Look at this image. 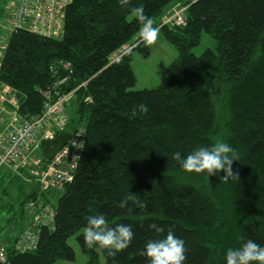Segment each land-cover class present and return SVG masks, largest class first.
<instances>
[{"label": "trees", "instance_id": "obj_1", "mask_svg": "<svg viewBox=\"0 0 264 264\" xmlns=\"http://www.w3.org/2000/svg\"><path fill=\"white\" fill-rule=\"evenodd\" d=\"M6 4L0 84L16 92L19 118L41 115L49 90L74 92L66 130L86 134L74 180L53 206V224L41 228L30 252L16 249L26 228L14 237L8 234L6 264L73 262L68 241L74 235L87 264H100V258L105 264H147L140 255L145 243L169 229L185 241L183 264H225L227 248L239 247L241 237L264 245V0H129L125 7L118 0H73L58 38L26 29L11 32ZM175 4L188 7L185 25H163ZM141 5L178 58L162 66L159 87L134 91L132 52L150 55L139 37L140 22L131 15ZM203 33L216 41V49L198 56L193 49ZM122 52L120 62L111 63ZM218 96L228 112L224 141L238 155L232 166L236 177L227 182L219 179L223 172L210 177L186 173L171 159L174 151L187 154L217 140ZM141 103L148 111L133 114ZM19 170L0 175L1 217L12 233L10 224L20 223L26 206L49 190L36 182L33 169ZM211 178L218 184L214 193L199 183ZM29 184H34L30 194ZM12 188L19 191L18 209ZM130 193L127 206L119 207ZM101 213L110 227L132 226L129 247L115 256L83 243L86 217ZM153 223L164 233L150 229Z\"/></svg>", "mask_w": 264, "mask_h": 264}, {"label": "built area", "instance_id": "obj_2", "mask_svg": "<svg viewBox=\"0 0 264 264\" xmlns=\"http://www.w3.org/2000/svg\"><path fill=\"white\" fill-rule=\"evenodd\" d=\"M73 0H10L6 6L10 31L26 29L33 34L46 37H60L64 31L65 10ZM173 17H166L163 25H185L186 7H181ZM6 44L0 42V59ZM131 49V48H130ZM129 49V50H130ZM125 52L114 55L111 63L120 62ZM66 66V65H65ZM1 68V61H0ZM68 69V68H66ZM54 74L57 73L53 70ZM64 81H61L63 83ZM74 92L61 93L47 91V103L41 115L21 120L16 92L9 86L0 84V107L12 110L7 128L0 133V171L3 168L33 169L37 182L44 189L64 188L74 180L79 160L85 148L84 129L71 133L68 143L57 153L53 160L46 162L34 157L33 152L41 148L42 142L56 139L69 123L68 104ZM26 210L33 214L31 225L20 236L16 249L30 252L36 248L41 228L51 226L54 210L50 203L32 201ZM8 263L5 247L0 242V264Z\"/></svg>", "mask_w": 264, "mask_h": 264}, {"label": "clouds", "instance_id": "obj_3", "mask_svg": "<svg viewBox=\"0 0 264 264\" xmlns=\"http://www.w3.org/2000/svg\"><path fill=\"white\" fill-rule=\"evenodd\" d=\"M118 3L125 7L129 0H118ZM131 15L140 22L139 37L144 44L150 46L156 43L160 29L155 25L153 18L144 14L143 6L132 8ZM137 109L145 113L148 111V107L143 103L133 107V114ZM171 159L186 173H204L210 177L223 172V175H219L221 182L236 177L232 166L234 161H238V155L233 146L224 140L217 139L210 145H199L187 154L174 151L171 153ZM130 198L131 193L119 201V207H126ZM86 221L83 228V243L86 248L107 249L109 254L115 256L127 249L133 239L134 233L130 224L119 223L110 227L102 213L89 215ZM149 227L157 234L164 233V229L158 224L153 223ZM240 239L242 243L239 247L227 248L225 264H264V245L251 238ZM140 255L147 258V264H183L185 241L169 229L166 234L149 239Z\"/></svg>", "mask_w": 264, "mask_h": 264}, {"label": "rangeland", "instance_id": "obj_4", "mask_svg": "<svg viewBox=\"0 0 264 264\" xmlns=\"http://www.w3.org/2000/svg\"><path fill=\"white\" fill-rule=\"evenodd\" d=\"M10 2V0H2L0 4V32L2 35H5L6 29L3 28L4 22V9L5 4ZM7 6V4H6ZM181 4H175L173 5L167 12L168 17H173L178 11L182 10ZM166 16V17H167ZM6 14V19L7 18ZM2 20V21H1ZM164 24V21H163ZM6 25V24H5ZM8 26V25H7ZM5 27V26H4ZM7 41V39H5ZM150 48V55L148 57H144L142 53L138 50H134L132 52V69L136 77V84L133 88L134 91H141L145 89H155L160 86L162 81V66H170L177 58H178V51L174 47V45L167 40L164 33L162 31L159 32L158 39L156 43L149 46ZM207 49H216V41L208 34L203 33L200 44L193 49V53L195 55H202ZM126 53V52H125ZM219 91V90H218ZM217 104H218V111L220 116V123H219V130L220 134L217 136L216 139L224 140L226 138V132L225 129L222 128L223 125L226 122V116L228 115V112H226L224 107V101L221 99L220 96L217 97ZM221 99V100H220ZM221 128V129H220ZM33 156L35 157H42V149H37L34 151ZM7 172L6 168H3L0 171V175L3 172ZM197 181V180H196ZM199 182V180H198ZM201 186L204 187L206 190H211V193H214V191L217 190L218 184L216 183V180L214 178L205 180H200ZM34 185V184H31ZM33 187V186H32ZM64 194V188H51L48 191L45 192V196L48 197L51 201V204L53 206H56L60 197ZM15 196L13 197V199ZM12 199V200H13ZM19 198L16 197L14 200L16 203H19ZM69 245L74 249L75 251V261L68 262V261H57L56 264H87V256L84 255L80 249V246L77 242V235L72 236L69 239ZM100 264H105L103 259L100 258Z\"/></svg>", "mask_w": 264, "mask_h": 264}, {"label": "crops", "instance_id": "obj_5", "mask_svg": "<svg viewBox=\"0 0 264 264\" xmlns=\"http://www.w3.org/2000/svg\"><path fill=\"white\" fill-rule=\"evenodd\" d=\"M11 117H12V110H10L9 108H6L5 106H4V109L0 107V133L3 132L7 128L8 124L10 122ZM6 171L7 172L4 171L3 173H1V175H5L7 173H13V172L19 174V171L20 170H18V169L15 170L13 168H6ZM33 175L36 176V178H37V175H36V173L34 171H33ZM33 189H32V185L31 184H29V185L26 186V192H28L29 194L32 193ZM13 192H15L14 193L15 194L14 200H15L16 197L19 194V191L17 190V188L16 189L14 188L13 189ZM38 199L41 200V201H44L46 203H47L46 200L50 201V199L48 197H46L45 195L44 196L40 195ZM14 200H13L14 204H17V205H15V208L18 209L19 203H16ZM50 204H51V201H50ZM17 212H19V210H17ZM3 213H5V212H0V221H2V222H0V227L2 228V231L0 233V242L2 243V245L5 243V240H6L7 236H8V234L11 235V236H13V237L16 236L18 234L17 230L21 226L23 227V229H25V228L28 229L30 227L31 220L33 218V214L30 213V211L25 210V214L23 215V220L20 223L17 222V223L12 224V225L10 224V227H12L13 228V231H14L12 233L10 230H8V225H4L5 224L3 222L4 218L2 219V217H1V216H3Z\"/></svg>", "mask_w": 264, "mask_h": 264}, {"label": "water", "instance_id": "obj_6", "mask_svg": "<svg viewBox=\"0 0 264 264\" xmlns=\"http://www.w3.org/2000/svg\"><path fill=\"white\" fill-rule=\"evenodd\" d=\"M134 48L135 47L131 48L129 51L133 50ZM70 138L71 133H69L67 130H63L56 139L49 142H42L41 149L44 159L48 161L53 160L59 150L68 143Z\"/></svg>", "mask_w": 264, "mask_h": 264}, {"label": "bare ground", "instance_id": "obj_7", "mask_svg": "<svg viewBox=\"0 0 264 264\" xmlns=\"http://www.w3.org/2000/svg\"><path fill=\"white\" fill-rule=\"evenodd\" d=\"M60 150H61V149H60ZM60 150H59V151H60Z\"/></svg>", "mask_w": 264, "mask_h": 264}]
</instances>
